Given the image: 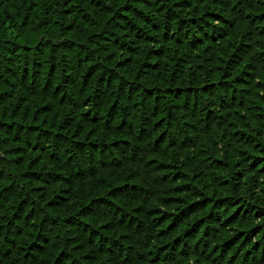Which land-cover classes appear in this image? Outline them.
I'll list each match as a JSON object with an SVG mask.
<instances>
[{"label": "trees", "instance_id": "obj_1", "mask_svg": "<svg viewBox=\"0 0 264 264\" xmlns=\"http://www.w3.org/2000/svg\"><path fill=\"white\" fill-rule=\"evenodd\" d=\"M47 10L0 19V264H264V0Z\"/></svg>", "mask_w": 264, "mask_h": 264}, {"label": "rangeland", "instance_id": "obj_2", "mask_svg": "<svg viewBox=\"0 0 264 264\" xmlns=\"http://www.w3.org/2000/svg\"><path fill=\"white\" fill-rule=\"evenodd\" d=\"M17 2L21 4L20 7L18 6ZM6 3L7 5L12 6L9 11H6L8 9L6 7L5 8L3 7V5ZM39 3L41 5L40 12L37 10V6H36ZM22 7L24 9H22ZM46 7L48 8V0H44V1H40V0H35V1L34 0H0V19H4L2 25L5 26L6 31L8 32L9 38H17L20 35L18 33L20 28L22 29L21 31H23V33L21 34L23 37H29V36L34 35V31L32 32V30H35L37 28L41 29V30H38L37 33L42 34L44 32V35H51L49 31L50 23L44 24V26L40 25L42 22H45V12L48 11ZM29 10L30 12H32L31 17H30V14L29 16L27 14ZM36 11L42 14L38 23L36 22V18H33ZM1 13L2 14L5 13L6 17L4 18V16L1 15ZM12 15L15 16V18H13ZM36 23H37V26L36 28H34L35 27L34 25H36ZM16 26H18L19 29L15 28ZM41 27H45V28L42 29ZM259 59H261V62L254 64L257 67V69L254 71L252 75L253 83H252V86H249L251 88L248 91V97L246 98L245 95H242V98L247 99L246 100L247 105L251 106V109L253 110H255L258 105H262L263 102L258 100V96H257V99L252 100V98L258 93H260L259 97H261V99H263L264 97V60H262V58H259Z\"/></svg>", "mask_w": 264, "mask_h": 264}]
</instances>
